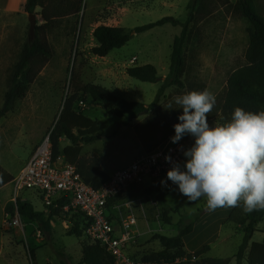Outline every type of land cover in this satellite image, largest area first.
<instances>
[{
  "label": "rangeland",
  "instance_id": "1",
  "mask_svg": "<svg viewBox=\"0 0 264 264\" xmlns=\"http://www.w3.org/2000/svg\"><path fill=\"white\" fill-rule=\"evenodd\" d=\"M80 1L61 0L58 3L61 14L58 28L48 36L53 57L27 97L16 104L12 113L0 119V167L14 177L19 174L34 149L59 120L66 101L74 94V82L100 86L128 102L144 104L148 111L126 125L125 118L113 114L91 97H77L74 108L81 109L94 120L104 136L100 141L83 145L80 164L89 173L95 169L111 177L143 155L147 146L174 136L173 125L179 122L182 109H168L167 105L177 95L208 89L216 96L214 108L219 110L216 118L208 120L210 126L215 121L224 123L230 119L231 115L223 111L228 81L234 72L247 65L249 46V24L231 7L237 0L206 1V9L199 13V21L184 47L187 62L184 86L168 89L158 106L152 109L150 106L169 74L173 43L180 36L182 27L168 24L141 34L133 33L124 47L103 58L92 52L98 45L93 33L99 26L120 27L129 32L166 17L185 23L192 0H83L82 4ZM202 1L197 0L195 10ZM254 1L264 18V0ZM26 2L0 0V110L11 69L29 39ZM77 8H81L78 14ZM41 11L40 8L36 10L38 26L44 23ZM147 64L155 66L161 78L159 82L144 83L127 74L129 68ZM182 141L187 148L194 142L190 136H185ZM68 145L70 142L66 138L60 140L57 159L64 158L62 151ZM166 181V186L160 183L156 187L168 193L165 201L175 210L171 213V226L161 221L157 193L145 195L146 190L116 202L110 210L112 216L117 214L136 218L130 247V254L134 257L144 259L163 251L155 236H177V224L184 215H194L198 209L207 208L205 198L190 203L179 193L177 185ZM8 193L10 202L18 198L26 202L29 200L37 211H44V203L34 191L16 194L12 182L3 191V194ZM1 196L2 191L0 199ZM233 212L235 217L229 220ZM244 215L245 212L234 211L233 207L229 213L218 214L217 210L205 212L195 224L193 234L184 240L186 258L163 264H204L205 260L211 258L236 264L235 257L244 237L239 220ZM257 220V232L250 247L264 249V211ZM5 221V212L0 210V264H61L57 254L59 250H64L71 258L70 264H81L82 245L89 241L85 235L81 238L68 235L81 221L80 214L61 211L58 217H54L53 236L49 242L44 239L36 223L23 219L24 228H14L7 226ZM205 246H210L209 252L195 257ZM32 255H35V259H32Z\"/></svg>",
  "mask_w": 264,
  "mask_h": 264
},
{
  "label": "trees",
  "instance_id": "2",
  "mask_svg": "<svg viewBox=\"0 0 264 264\" xmlns=\"http://www.w3.org/2000/svg\"><path fill=\"white\" fill-rule=\"evenodd\" d=\"M61 0H27L25 11L28 14H36L37 8H40L41 16L44 21L42 25L37 26L34 40L30 38L24 44L16 63L13 65L7 81V91L4 95L3 107L0 110V119L5 118L9 113L15 110V106L19 101L24 100L29 94L31 87L34 85L43 69L49 64L53 57V49L49 43L48 36L58 28L59 5ZM206 1L203 0L199 8L196 9L197 0H192L189 6V16L185 23H181L172 17L163 18L155 23L137 27L131 31H127L120 27L99 26L95 29L93 36L98 45L92 49L94 55L98 57H107L112 51L124 47L131 39L133 33L141 34L152 30L156 27L165 25L181 26L182 32L176 37L173 43L171 55L170 71L166 79L163 81L154 102L150 108H155L165 95V92L170 88H183L184 78L187 72V62L185 57V44L189 42L194 27L198 23V15L206 9ZM65 2V0H64ZM81 4L83 0L80 1ZM234 13L241 18L247 20L249 27V46L246 52L247 65L234 72L228 81L227 96L223 111L225 114L231 115L235 107H241L247 111L259 112L264 111V18L259 14L254 0H237L231 6ZM81 8H77L76 13L80 12ZM127 74L144 83H157L160 81L158 71L151 64L143 66L131 67L127 70ZM74 94L65 103L64 109L61 112L59 120L54 125L51 134L53 145L54 159L59 155V142L66 138L70 145L63 149L65 162L76 166L78 173L84 181L94 189L102 188L110 179L106 174L93 170L91 173L85 172L81 167V153L83 145H89L96 141L104 139L100 134V128L94 120L84 114L81 109L74 108V102L79 95L91 97L94 101L109 108L111 112L119 117L125 118L124 123L130 125L132 121L147 111L142 103L128 102L118 96H115L110 91L100 86L92 84H81L74 82ZM219 110L213 108L208 114V120L216 118ZM156 142L151 146H147L145 152H150L164 143ZM63 158V159H64ZM15 177L0 167V188L12 183ZM145 195L157 193L158 204L161 207L162 223L171 226V213L175 210L169 207L165 198L168 193L159 190L156 185L149 189H144ZM139 193V192H138ZM132 194L125 196H117L111 199L108 203V208L111 209L116 202L129 199ZM70 200L66 197L57 202L58 208L53 209L49 215L44 212H39L33 204L18 198L16 202H9L6 206L5 213L11 216L15 210H18L22 219H27L31 223L38 225L39 231L46 241H51L53 236L52 220L58 217L61 208L68 205ZM227 208V207H220ZM234 211L241 210V207H233ZM216 209V210H217ZM206 209H198L194 215H184L178 222V235L175 237H167L162 235L155 236V240L160 242L163 251L152 254L141 259L145 262L153 263H171L177 259L183 260L186 258L184 250V240L194 231L195 224L201 219ZM264 210H256L245 215L239 220L243 228V241L236 255V264H264V249L258 246H251L254 234L257 232L256 226L259 221L257 217ZM78 214V213H77ZM81 221H78L74 228L68 233L69 236L81 238L85 235L87 227L86 219L82 214ZM235 217L233 212L229 218L232 220ZM88 240V239H87ZM89 241V240H88ZM210 246H205L203 250L197 252L194 256L201 257L209 252ZM61 264H70L71 258L67 256L63 250L57 251ZM133 258H137L134 257ZM35 259V255H32ZM140 259V258H139ZM229 260L224 259H207L204 264H229ZM50 264V263H47ZM81 264H117L115 258L107 251L105 247L97 243H84L82 245V260Z\"/></svg>",
  "mask_w": 264,
  "mask_h": 264
},
{
  "label": "clouds",
  "instance_id": "3",
  "mask_svg": "<svg viewBox=\"0 0 264 264\" xmlns=\"http://www.w3.org/2000/svg\"><path fill=\"white\" fill-rule=\"evenodd\" d=\"M216 102V96L204 89L177 95L168 103V109H182L171 142L177 144L185 136L194 142L188 148L180 146L183 162L165 155L171 164L167 180L190 203L205 198L209 211L220 207H241L245 213L264 210V111L235 107L229 120L210 126L207 118ZM161 184L166 186L167 181Z\"/></svg>",
  "mask_w": 264,
  "mask_h": 264
},
{
  "label": "built area",
  "instance_id": "4",
  "mask_svg": "<svg viewBox=\"0 0 264 264\" xmlns=\"http://www.w3.org/2000/svg\"><path fill=\"white\" fill-rule=\"evenodd\" d=\"M53 129L45 135L15 177L13 186L16 194L26 190L37 193L44 203L43 212L46 215L58 208L59 200L67 197L70 203L61 211L82 214L87 223L86 238L105 247L117 264H163L133 258L130 247L137 220L133 216H112L108 203L117 196L138 193L157 186L163 179L167 180L171 164L165 161V155H171L174 161L183 162L186 158L179 149L181 145L187 148L186 144L182 140L173 144L169 139L115 172L102 188L94 189L73 165L66 163L62 157L54 159L51 140ZM5 217L7 226L24 228V221L17 209L13 216L5 213Z\"/></svg>",
  "mask_w": 264,
  "mask_h": 264
},
{
  "label": "crops",
  "instance_id": "5",
  "mask_svg": "<svg viewBox=\"0 0 264 264\" xmlns=\"http://www.w3.org/2000/svg\"><path fill=\"white\" fill-rule=\"evenodd\" d=\"M8 186H9V184L4 186V187H2V188H0V192L2 191V196H1V199H0V202H1V209L0 210L4 211V212H5L7 204L10 202V200L8 198L9 197V193L8 194H3L4 189L8 188ZM10 193H12V190H10ZM11 199H12V197H11ZM27 202H30L32 204V202L29 201V200H27ZM229 211H230V208H228V207L227 208L217 209V213L218 214L229 213ZM198 247H200V245H198Z\"/></svg>",
  "mask_w": 264,
  "mask_h": 264
},
{
  "label": "water",
  "instance_id": "6",
  "mask_svg": "<svg viewBox=\"0 0 264 264\" xmlns=\"http://www.w3.org/2000/svg\"><path fill=\"white\" fill-rule=\"evenodd\" d=\"M28 19H29V38L31 40H34L35 38V34H36V28L38 26V22H37V15L36 14H28ZM148 111L143 112L140 115L146 114Z\"/></svg>",
  "mask_w": 264,
  "mask_h": 264
}]
</instances>
